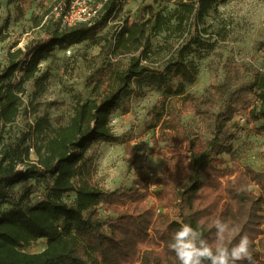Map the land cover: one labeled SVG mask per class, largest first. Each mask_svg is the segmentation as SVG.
Instances as JSON below:
<instances>
[{
    "label": "trees",
    "instance_id": "16d2710c",
    "mask_svg": "<svg viewBox=\"0 0 264 264\" xmlns=\"http://www.w3.org/2000/svg\"><path fill=\"white\" fill-rule=\"evenodd\" d=\"M73 1L57 4L68 9ZM100 1L91 19L65 26L58 21L41 38L8 49L0 61V204H11L0 211V264H180L169 247L174 233L190 224L214 245L219 239L216 220L237 229L230 237L225 233L229 249L242 235L251 241L252 261L236 264H264V166L223 167L224 154L236 161L235 116L244 114L253 132L264 134V70L228 68L223 81L212 83L206 95L187 90L199 74L191 53L215 45L207 17L219 0H174L169 11L143 6L114 36L115 51L128 40L132 43L127 66L113 71L107 83L96 82L90 98L78 96L65 124L53 126L48 114L37 117L31 126L40 138L36 159L30 157L28 133L17 139L6 136L7 127L22 113L26 82L33 79L42 87L48 79L47 73L39 74L41 61L55 48L95 39L127 0ZM160 51L166 55L156 65ZM249 73L252 81L246 80ZM144 81L165 97H181L170 119L169 154L164 169L153 173L154 180L137 171L131 187L110 189L97 180L89 149L94 142L120 143L137 162L140 154L129 138L114 132L111 121L132 84ZM159 102L162 118L167 106ZM186 113L198 118L197 128L183 122ZM155 184L161 189L157 204L150 206L147 198ZM35 193L40 197L33 203ZM71 193L75 198L68 202L65 196ZM40 239H46L44 250H23Z\"/></svg>",
    "mask_w": 264,
    "mask_h": 264
},
{
    "label": "rangeland",
    "instance_id": "374dc122",
    "mask_svg": "<svg viewBox=\"0 0 264 264\" xmlns=\"http://www.w3.org/2000/svg\"><path fill=\"white\" fill-rule=\"evenodd\" d=\"M78 1V4L86 3L93 9L101 7L100 0ZM173 1L127 0L124 10L95 39L65 50L55 48L40 63L39 74L47 73L48 79L42 87H37L33 79L26 82L22 113L7 127L6 136L17 139L28 133V144L34 147L30 157L36 159L35 149L40 138L32 133L31 126L37 117L48 114L55 127L68 122L78 96L90 98L96 82L107 83L113 71L127 66L129 53L126 52L132 47L131 41L128 40L118 51L113 47L114 36L123 21L129 19L132 23L140 8L146 5L169 11L175 6ZM57 3L58 0H0V61H4L8 49L23 48L28 41L41 38L57 26L62 14ZM36 21L40 25H36ZM207 25L212 34L211 42L215 45L211 49L202 48L191 53L190 57L197 64L199 74L193 84L187 85L189 92L198 97L206 95L212 83L223 81L228 68L264 70V51L261 49L264 41V0H219L207 17ZM68 49L71 53H68ZM165 55V51L157 54L156 65L162 63ZM17 73L21 75L22 70ZM246 80L252 81L253 74L249 73ZM132 89L124 96L121 107L113 111L111 125L117 135H125L130 139V144L140 154L137 162L133 163L120 143L94 142L89 149L95 158L97 180L110 189L131 187L137 171L157 175L164 169L171 143L170 119L174 107L181 106L180 96L165 97L161 89L149 86L145 81L134 82ZM159 101H165L167 106L162 118ZM182 120L190 127L199 126L198 118L193 113H186ZM233 122L237 131L233 141L236 161L233 162L229 155L224 154L223 167L227 171L247 166L261 170L264 166V134L253 132L244 114L235 116ZM38 185L40 191L46 190L42 182ZM160 189L159 184L151 186L152 195L147 198L150 206L157 204L156 192ZM254 189L259 192L258 188ZM33 197L34 203L40 196L35 193ZM74 198L75 193L65 196L68 202H73ZM10 207L9 203L0 204V211ZM157 208H160L159 212L163 211L160 206ZM46 246V239H40L23 250L37 253Z\"/></svg>",
    "mask_w": 264,
    "mask_h": 264
},
{
    "label": "clouds",
    "instance_id": "9594fccd",
    "mask_svg": "<svg viewBox=\"0 0 264 264\" xmlns=\"http://www.w3.org/2000/svg\"><path fill=\"white\" fill-rule=\"evenodd\" d=\"M215 228L219 239L213 245L202 239V234L190 224L181 225L180 229L174 233L173 242L169 245L180 264H204V261L210 264H236L237 261H252L251 241L246 234L242 235L239 242L229 249L225 246V233L227 232L230 237L237 229H230L229 225L221 220L215 221Z\"/></svg>",
    "mask_w": 264,
    "mask_h": 264
},
{
    "label": "built area",
    "instance_id": "2783aa9c",
    "mask_svg": "<svg viewBox=\"0 0 264 264\" xmlns=\"http://www.w3.org/2000/svg\"><path fill=\"white\" fill-rule=\"evenodd\" d=\"M78 2V0L73 1L68 9H63V5L61 4L58 6L62 11V14L61 11L60 13L58 12L59 15L61 14L59 19L61 26L74 25L79 22L87 21L96 15L97 9L91 8L89 4L83 2L78 4ZM68 53H71L70 49H68ZM30 151H34L33 146H30ZM149 175L151 178L154 177L153 173H149Z\"/></svg>",
    "mask_w": 264,
    "mask_h": 264
}]
</instances>
